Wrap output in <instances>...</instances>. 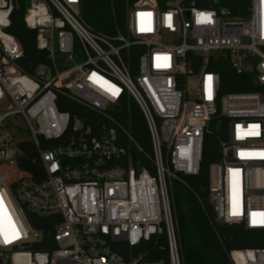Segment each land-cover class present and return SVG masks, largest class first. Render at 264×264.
Returning a JSON list of instances; mask_svg holds the SVG:
<instances>
[{
    "label": "built area",
    "instance_id": "2783aa9c",
    "mask_svg": "<svg viewBox=\"0 0 264 264\" xmlns=\"http://www.w3.org/2000/svg\"><path fill=\"white\" fill-rule=\"evenodd\" d=\"M13 1L0 0V264H162L132 250L161 235L167 264H185L173 186L198 175L209 135L216 219L264 234V0H248L244 15L219 0H127L112 32L84 21L81 0H27L24 21L46 60L31 72L7 31ZM64 59L72 64L60 70ZM223 63L249 88L223 90ZM131 103L149 150L122 123ZM23 140L37 172L19 166ZM226 254L264 264V246Z\"/></svg>",
    "mask_w": 264,
    "mask_h": 264
},
{
    "label": "trees",
    "instance_id": "16d2710c",
    "mask_svg": "<svg viewBox=\"0 0 264 264\" xmlns=\"http://www.w3.org/2000/svg\"><path fill=\"white\" fill-rule=\"evenodd\" d=\"M127 0H81V14L84 21L93 29L102 32H112L117 26L124 23V14ZM219 5L228 7L235 14L244 15L248 0H219ZM28 6L27 0H14L10 15V26L7 31L14 35L22 44L24 55L21 64L25 71L31 72L39 63L46 61L43 51L36 47V31L26 26L24 15ZM221 73L224 82L223 90H239L249 88L247 84L240 83L234 71L223 63L216 67ZM73 109L82 112L79 105H72ZM61 109H70L63 106ZM122 123L129 128L134 140L149 150L150 139L145 120L138 108L131 103L125 105L121 113ZM23 155L19 159V166L23 170L37 172L38 166L31 162L35 148L28 140L19 143ZM218 158V144L215 137L209 135L205 140L203 158L198 175L181 174L185 184L175 181L173 186V211L177 223V231L181 254L185 264H231L226 250L243 247L264 246L263 232L245 230L239 225H230L219 222L210 200L208 185V166ZM33 220L40 219L30 215ZM33 222V221H32ZM37 228L43 229L46 236L48 227L33 223ZM122 252L127 251L126 243L117 244ZM166 239L164 235L144 241L132 247L134 252H146L145 261L158 260L167 264L168 255L164 248ZM50 246V245H49ZM45 243L37 249H49Z\"/></svg>",
    "mask_w": 264,
    "mask_h": 264
},
{
    "label": "rangeland",
    "instance_id": "374dc122",
    "mask_svg": "<svg viewBox=\"0 0 264 264\" xmlns=\"http://www.w3.org/2000/svg\"><path fill=\"white\" fill-rule=\"evenodd\" d=\"M76 60V59H75ZM72 64V62L70 60H62V63L58 65V68L60 70L64 69V68H67L69 67L70 65ZM193 83H194V80L192 77L189 78V82H188V87H187V95L189 97H192L194 95V87H193ZM184 89V88H182ZM8 123H10L11 125H16V126H24V123L22 122V120L17 117V116H12L10 118H8L6 120ZM211 129L214 130L215 129V126L214 124L211 125ZM160 264V263H159Z\"/></svg>",
    "mask_w": 264,
    "mask_h": 264
},
{
    "label": "snow or ice",
    "instance_id": "6c2138e0",
    "mask_svg": "<svg viewBox=\"0 0 264 264\" xmlns=\"http://www.w3.org/2000/svg\"><path fill=\"white\" fill-rule=\"evenodd\" d=\"M211 79V78H209ZM4 211L3 209V201H2V198H0V212ZM261 215H264V214H261Z\"/></svg>",
    "mask_w": 264,
    "mask_h": 264
}]
</instances>
